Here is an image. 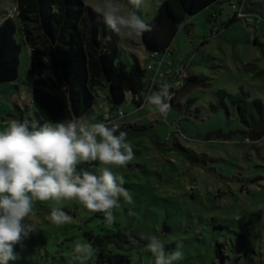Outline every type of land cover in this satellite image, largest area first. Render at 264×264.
I'll return each instance as SVG.
<instances>
[{
  "label": "rangeland",
  "instance_id": "1",
  "mask_svg": "<svg viewBox=\"0 0 264 264\" xmlns=\"http://www.w3.org/2000/svg\"><path fill=\"white\" fill-rule=\"evenodd\" d=\"M232 1L241 19L224 25L223 21L235 12ZM232 1L223 0L220 12L214 4L195 13L187 27L178 29L170 50L154 57L145 49L141 36L121 39L114 34L122 58L127 63L137 61L146 69V95L191 74L200 76L205 84L174 85L170 93L178 105L170 106L166 117L154 106L150 111L142 107L144 103L138 108L133 103L124 104L125 121L154 123L145 130L127 129L133 159L125 166H108L124 177L123 187L133 202L129 204L120 197L119 207L111 210L114 219L108 222L104 213L91 212L76 200L33 201L30 220L37 232L16 245L19 259L10 264H80L74 259V247L88 243L83 231L106 228L134 229L142 235L157 236L168 253L182 243L179 250L184 257L174 264H212L216 239L228 236L232 243L227 264L251 263L264 232V135L248 139L238 134L229 140L203 137L209 131L234 125L222 111H208L216 89L236 92L241 86L251 97L264 100V0H251L257 13L244 9L240 0ZM84 2L93 11L102 0ZM159 2L144 0L136 8L128 0L119 1L125 12L131 9L145 21L156 13ZM243 2L251 6L249 0ZM15 14L16 0H0V21L9 15L21 42L18 78L0 83V131L10 120H21L18 107L25 120L43 124L33 113L30 86L24 79L29 47L22 43ZM156 70L164 71L160 80L154 75ZM107 90L104 82L96 88L97 100L86 116L90 122H100L99 115L107 109ZM190 99L194 100L187 104ZM54 207L73 210L77 216H71L68 223L53 224L49 209ZM135 252L130 264H155L146 246ZM261 252L264 254V244ZM84 264H94L92 256Z\"/></svg>",
  "mask_w": 264,
  "mask_h": 264
},
{
  "label": "trees",
  "instance_id": "2",
  "mask_svg": "<svg viewBox=\"0 0 264 264\" xmlns=\"http://www.w3.org/2000/svg\"><path fill=\"white\" fill-rule=\"evenodd\" d=\"M222 1L160 0L156 13L146 21L151 25V31L141 36L145 49L153 57L168 52L178 29L187 27L190 17L214 4L220 12ZM240 1L244 9L257 13L254 2L249 0L251 6H248ZM15 16L19 21L22 43L29 47L30 57L24 79L30 86L33 113L38 121L67 122L86 117L97 100L96 88L104 82L108 89V106L99 115L100 122L106 121L105 115L116 117L122 110L118 125L120 131L153 127L152 121H125L124 104L133 103L138 108L144 103L149 89L147 71L137 61L127 63L122 58L115 33L106 26L103 17L87 7L84 0H16ZM238 19L241 18L233 12L223 24L229 25ZM16 31L17 26L9 15L0 21V83L14 81L19 75L21 42L15 36ZM198 84L205 82L200 76L191 74L183 77L181 87ZM172 90L171 87L169 92ZM174 98L168 101L170 106L178 105ZM192 100H187V104ZM207 108L209 112L222 111L226 118L233 120L227 122L230 125L234 123L228 129L218 128L205 133L203 137L207 139L229 140L238 134L254 139L264 135V100L251 97L249 91L241 86L236 92L216 89ZM18 110L21 120H25L23 110L19 107ZM198 111L196 107L195 116ZM160 120L157 119L158 122ZM174 146L179 148L176 142ZM56 208L77 216L73 210ZM83 235L93 245L94 264H130L135 250L148 243L134 229H88L83 231ZM129 237L138 240L139 244L131 245ZM231 243L228 236L216 239L212 264H227L231 258L228 252ZM263 244L264 232L260 235L258 254L250 264L264 263Z\"/></svg>",
  "mask_w": 264,
  "mask_h": 264
},
{
  "label": "clouds",
  "instance_id": "3",
  "mask_svg": "<svg viewBox=\"0 0 264 264\" xmlns=\"http://www.w3.org/2000/svg\"><path fill=\"white\" fill-rule=\"evenodd\" d=\"M139 8L144 0H128ZM93 11L103 17L106 26L121 39L142 36L151 31V25L135 11H124L119 0H102ZM164 84L159 91L144 96V104L162 116L170 110L169 89ZM118 132V135H117ZM128 133L120 131L111 122H90L77 117L67 122L32 123L12 119L0 131V264L19 259L17 244L37 232L30 220L33 201L76 200L94 213H104L108 222L114 217L112 209L119 207V198L131 204L133 197L123 187L122 175L114 174L109 165L125 166L133 159ZM104 167H98L96 163ZM72 217L62 208H52L50 220L60 225ZM147 240L155 264H174L184 257L177 243L176 250L168 253L163 242L154 235H142ZM131 245L139 241L129 237ZM74 259L84 264L94 253L91 243H77Z\"/></svg>",
  "mask_w": 264,
  "mask_h": 264
},
{
  "label": "built area",
  "instance_id": "4",
  "mask_svg": "<svg viewBox=\"0 0 264 264\" xmlns=\"http://www.w3.org/2000/svg\"><path fill=\"white\" fill-rule=\"evenodd\" d=\"M230 6L232 7L233 11H235L237 13V15L240 14L239 11H238V9H237V4L235 2L232 1L230 3ZM160 63H161V61H160ZM167 71L169 72V69L166 70V72ZM163 72H158V70H156L154 75H156V77H158V79L160 80L162 78L163 74H164ZM153 82L154 81L152 80L151 83L153 84ZM178 84H182V81L177 80V81L171 83L172 87L174 85H178ZM122 116H123V111L122 110H119L118 116H116V117L115 116H111V115H105V118H106V121L105 122L106 123L107 122H111V123H115L116 125H119V120H120V118Z\"/></svg>",
  "mask_w": 264,
  "mask_h": 264
}]
</instances>
